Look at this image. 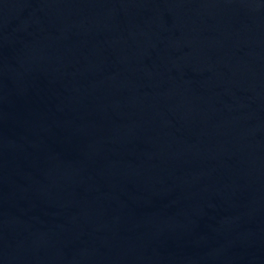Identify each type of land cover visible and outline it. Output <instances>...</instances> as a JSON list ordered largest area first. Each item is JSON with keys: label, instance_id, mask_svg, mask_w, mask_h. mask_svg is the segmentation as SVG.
<instances>
[{"label": "water", "instance_id": "1", "mask_svg": "<svg viewBox=\"0 0 264 264\" xmlns=\"http://www.w3.org/2000/svg\"><path fill=\"white\" fill-rule=\"evenodd\" d=\"M0 264H264V0H0Z\"/></svg>", "mask_w": 264, "mask_h": 264}]
</instances>
